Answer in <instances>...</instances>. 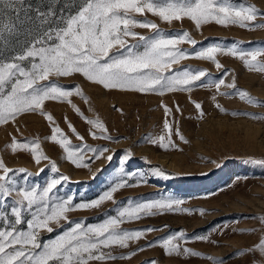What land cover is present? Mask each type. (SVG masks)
Instances as JSON below:
<instances>
[{
    "label": "snow or ice",
    "instance_id": "6c2138e0",
    "mask_svg": "<svg viewBox=\"0 0 264 264\" xmlns=\"http://www.w3.org/2000/svg\"><path fill=\"white\" fill-rule=\"evenodd\" d=\"M146 13L168 24L187 18L194 22L197 30L213 22L224 27L264 29V22L257 23L264 21V12L245 0L239 3L236 0H63L62 4L61 0H47L46 3L38 0L35 5L29 0H0V125L14 122L25 113H39L52 126L49 139L63 149L64 159L76 168L91 171L86 161L104 158L111 162L113 155L105 154L112 150L87 143L74 146L53 115L45 111L47 101L67 102L83 117L70 98L76 95L87 102L88 97L78 85L65 88L58 83L59 78L79 74L106 90L160 96L172 92L190 93L195 88H214L221 96H238L249 105L264 107L246 91L220 92L224 78L213 79L206 70H173V65L189 58L211 61L220 69L222 65L217 57L226 55L240 59L250 71L264 72V59H258L264 58V47L243 49L238 44L213 43L197 48V41L189 32L166 34L155 22L137 18ZM137 28L149 29L153 34L143 35L136 31ZM184 44L191 45L193 51L181 47ZM226 87L236 89V81L233 79ZM212 99L215 101L216 95ZM193 103L199 117H203L202 105ZM215 106L225 112L220 104ZM163 107L166 117L170 116L172 109ZM176 110L179 111L178 106ZM231 115L264 119L246 112H232ZM84 119L92 126L90 134L94 139L120 143L113 139L99 117ZM68 127L78 139L84 140L70 123ZM163 127L164 134L149 136L146 142L167 150L174 147L173 128L168 119ZM179 138L187 142L182 135ZM9 148L12 153L18 150L30 153L37 165L47 161L46 166H50L53 175L43 184L30 183L33 173L24 168H9L0 158V264H109L116 260H131L138 252L145 251V247L121 255L113 254V249H128L147 233L158 229L127 230L121 227L124 223L166 212L191 215L195 211L182 208L183 199L163 194L157 198L117 202V192L147 184L149 175L169 178L159 168L152 169L150 174L128 171L126 165L134 155L131 150L125 152L117 174L96 198L86 200L81 195L77 201L75 193H60V186L70 177L61 174L56 162L43 153L38 139L19 142L13 137ZM253 162L264 165V160ZM39 171L43 172L44 168ZM106 202L118 206L114 209L115 215L107 216L100 223L86 224L69 218L71 212L99 209ZM198 211L201 216L205 215V210ZM258 220L260 230L264 231V216ZM62 222L70 227L55 239L42 243L41 232L51 233L53 225L62 227ZM22 224L26 227H19ZM190 240L207 242L209 234L188 237L181 230L150 242L146 247L159 246L169 257H201L211 260L212 264H227L224 259L202 257L201 253L185 247ZM255 252L264 256V237L247 252L238 251L236 255L242 257Z\"/></svg>",
    "mask_w": 264,
    "mask_h": 264
},
{
    "label": "rangeland",
    "instance_id": "374dc122",
    "mask_svg": "<svg viewBox=\"0 0 264 264\" xmlns=\"http://www.w3.org/2000/svg\"><path fill=\"white\" fill-rule=\"evenodd\" d=\"M36 4L38 0H29ZM47 0H44L46 3ZM237 3L240 0H236ZM264 12V0H245ZM63 0H61V4ZM57 7H60L58 5ZM7 15V14H6ZM155 22L166 34L187 31L197 41V48L213 43L225 46L238 44L243 49L264 47V29L248 30L239 26L224 27L214 22L204 24L199 30L194 22L185 18L168 24L160 18L146 13L144 17ZM264 21L258 20L257 23ZM143 35H152L149 29L137 28ZM181 47L193 51L191 45ZM222 67L217 69L211 61L189 58L173 70L192 68L203 69L213 79L224 78L220 92L233 93L237 89L246 91L253 99L264 104V72L250 71L238 58L220 55L217 57ZM264 59V58H258ZM55 79V78H53ZM207 79V78H205ZM236 81V89H229L227 84ZM58 83L72 89L80 86L85 102L74 95L71 101L83 113L78 115L67 102L47 101L45 111L51 113L56 124L69 137L74 146L87 143L92 147H108L112 150L111 162L104 158L88 160V168H76L64 159L63 149L52 142V126L39 113H25L13 122L0 125V158L7 167L14 170L21 168L33 173L30 183L43 184L53 174L47 161L37 165L32 155L18 150L12 153L9 145L13 137L19 142L38 139L41 150L55 161L60 172L70 180L60 186L62 195L75 193L76 200L96 198L106 187L107 182L117 174L121 158L126 151L133 152V158L126 165L128 171L149 173L159 168L169 177H152L148 183L135 188H124L115 194L117 202L157 198L161 194L183 199L182 208L195 210L189 215L181 212H166L155 216H147L139 221L124 223L121 227L133 229H158L147 233L145 238L133 243L128 249L114 248L113 254H127L140 247L145 251L138 252L131 260H116L109 264H212L211 260L201 257L167 256L164 250L157 247H146L167 235L181 230L188 237L196 234H209V241L190 240L185 247L201 253L202 257L224 259L227 264H264V256L259 252L237 256L238 251H245L258 244L264 237V231L258 217L264 216V165L253 161L264 160V119L256 120L247 116H233L232 112H246L253 116L264 117V107L249 105L238 96H221L216 89L195 88L190 93L172 92L163 96L154 93L125 92L106 90L100 85L87 81L83 76L75 74L68 78H59ZM216 95V100L212 97ZM197 102L202 105L205 115L199 117L194 107ZM225 109L221 112L215 105ZM172 109L166 117L164 107ZM177 106L179 111H177ZM84 117H99L106 125L114 140L94 139L90 134L93 129ZM165 119L172 124V142L174 147L167 150L146 142L149 136L165 133ZM71 124L84 137L77 138L68 124ZM179 133V135L177 134ZM182 135L187 142L180 140ZM40 168H44L40 172ZM39 173V175H36ZM95 173V176H93ZM117 204L106 202L99 209L78 210L69 213L72 221H84L86 224L102 222L107 216L115 215ZM200 209L205 215L199 214ZM62 227L53 225L54 231H42L41 242L55 239L65 231L69 224L62 222ZM19 227L25 228L22 224ZM215 229V230H213Z\"/></svg>",
    "mask_w": 264,
    "mask_h": 264
}]
</instances>
